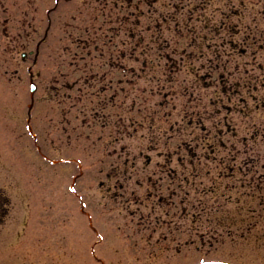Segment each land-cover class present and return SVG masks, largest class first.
<instances>
[{
    "label": "rangeland",
    "instance_id": "1",
    "mask_svg": "<svg viewBox=\"0 0 264 264\" xmlns=\"http://www.w3.org/2000/svg\"><path fill=\"white\" fill-rule=\"evenodd\" d=\"M104 2L111 8L101 9ZM121 3L117 17L136 8V34L143 37L131 51L134 41L127 30L120 33L127 39L121 60L135 62L128 71L131 84L125 63L109 73L84 32L100 10L112 15ZM132 3L0 0V188L11 182L4 189L8 201L16 208L24 204L26 215L18 243L0 239V264H264V235L234 233L225 219L228 207L240 211L245 203L264 214V0ZM49 18L54 25L37 60H23L21 53L35 49ZM28 66L33 75L39 72L32 97ZM103 71L120 78L118 97L109 100L106 90L95 96L92 85L104 86ZM73 79L72 140L66 147L45 134H52L51 112L68 106L64 86L53 94V84ZM225 80L231 83L227 102L223 91L213 92ZM6 114L19 116L20 130L36 115L40 159L36 142L3 141ZM55 133L64 136L62 124ZM6 159L9 177L1 172ZM190 166L213 180L209 205L201 202L198 220L186 221L184 232L162 226L169 239L159 241L158 232L153 239L143 223V198L149 204L161 200L158 194L192 174ZM20 177L23 184H16Z\"/></svg>",
    "mask_w": 264,
    "mask_h": 264
},
{
    "label": "flooded vegetation",
    "instance_id": "2",
    "mask_svg": "<svg viewBox=\"0 0 264 264\" xmlns=\"http://www.w3.org/2000/svg\"><path fill=\"white\" fill-rule=\"evenodd\" d=\"M123 1L127 3L130 2L131 5L134 4L132 3L133 0H123ZM57 2L58 0H56V3ZM56 5L57 4H55V6H53L51 10L47 11V15H49V17L51 12L55 10ZM121 5L124 4L121 3L120 7L117 8L118 9L117 12H114L112 15L109 12H105V11L103 12L102 10H100L99 13H101V15L98 16L97 13L95 15V18L91 19V21L89 22L88 24L89 26L87 25L84 28V32L85 33L87 32L86 35L88 34L90 39L95 43V46L93 47V52H95V54L99 52L98 59L102 61L103 65H107L109 68H111L109 73L113 74L112 70H114L116 65L122 66L123 62L125 63L126 65L125 68H127L124 69L125 80L129 81V83L131 84L135 81H132V78H130L131 74L128 71L130 72L132 71V68L135 67V62L131 61L130 58H123V60H121L120 57L124 51V48H122L121 45L126 43L127 39L121 38L120 33L127 30L130 40L134 41V44H132L130 40H128L129 44H132V46L130 45L131 51L132 49L137 50V45L142 43L143 37L141 36V34H136L137 28L139 29V25L135 23V21H137L136 19H138L139 17V15L135 14V11H137L136 8L135 10H133V14H131V12L129 14L123 13L122 14L123 18L120 19L117 17V15H118V11H120L121 9ZM113 6L117 7V5L115 4H113ZM100 7L101 9H107V10L111 8L108 2L107 3L104 2ZM126 22L129 24L128 25L129 28L128 26H120L121 24H124ZM52 24L53 21L51 18H49L48 26L46 30H48ZM33 28L34 30L37 29L35 27V23H33ZM42 41H44V39L42 40V38L39 37L35 43V48L40 46ZM104 46H108V47L104 48ZM37 57L38 55L34 56L33 58L34 61L37 60ZM26 58L27 57H25L24 59ZM124 60H129V61H124ZM70 63L72 64L73 62L70 61ZM143 64H146L145 58H143ZM103 72L106 73L107 76V72L106 71ZM29 75H30V79L31 78L34 79L39 75V72L35 71V74L33 75L31 70H29ZM75 81L76 79H73L71 81L68 80L61 85L53 84V88L55 89L51 91V93L53 92V94H56L59 88L64 86L66 91L63 92V96L66 98V103L68 104V106L63 107L54 112L52 111L51 112L52 116L47 118L48 124L52 128L51 130L52 134L51 136L49 134L48 135L45 134L46 140L51 139L50 140L51 142H66L65 144L66 147L69 146L70 144L69 142H71L72 140L70 125L72 122L73 98L69 90H71L73 87H76V85L73 84ZM225 82H224L225 83L224 86H222L224 88L216 87V89L213 92H216L217 89H219V92L221 93L223 89L225 94V101L227 102L230 97L228 95V90L231 87V83L228 84L227 80H225ZM103 84L104 86L102 88H100L95 84L92 85L96 97L100 98L99 94L102 92V90L103 91L106 90L107 92H109V100L113 99V97L116 96L117 93H118L117 97L119 96V93L121 91L120 78L117 81H115L113 76H107L106 81ZM85 86L88 88L89 84L88 85L85 84ZM77 88L80 89V86H77ZM82 96H83L82 94H79L78 98L82 99ZM159 101H161V99ZM158 103L160 104L161 102ZM262 103L264 104V100ZM6 115H7L6 117L7 122L4 123V127L2 128L3 141L4 142H36V151L34 150V152L35 154H37V158L40 159L39 157L40 154L38 155L37 148L39 150L40 142L42 141L40 140L41 134L39 130L35 131L36 115H34V119L31 118V116L27 117L25 121H28V124L22 123V126H24V128L21 130L19 123V116H17L16 118L13 117L11 114L9 115L6 114ZM18 115H22V114L18 113ZM32 119L33 122H30ZM8 120H13L15 122L9 124ZM61 124L63 125V129H65V134L62 137L60 136V134L57 135L55 133L57 128L58 129L60 128ZM259 142L261 141L259 140ZM5 161H6V163H4L6 165L5 170L1 172L3 175H6V177H9V172L11 171V167L8 165V160L6 159ZM193 161L194 159H191L190 163L192 164ZM255 161L259 162L261 160L256 159ZM262 164H264V160ZM258 166H260V164ZM37 168L39 167L37 166ZM195 169L196 166H194V169L192 166H190L189 170L192 172L191 175L189 176L184 175L185 179L177 181L176 182L177 186L175 188H171V191L163 193L164 195L158 194V198L160 196H163L161 200L159 198L157 202H153V203L151 202L149 204L148 200L146 198H143L147 202L146 203L147 207L144 206L146 214H142L144 221L143 223L147 226V229L153 231L152 235L150 232L148 236H153L154 239V234L158 232V236L160 235L161 237L160 239L158 238L159 241H162L163 239L165 241L166 239H169L170 236L167 233L162 232L163 229L162 228L158 229V227L164 226V228L169 233H172V231L176 229L184 232L185 229L183 227L186 223V219H188L189 217H193V218L195 217V220L198 219L199 206L201 202H205L206 204L208 203L207 198H205L204 200V197H202V193H205L206 195L211 190L215 191V188H214L213 180L210 177H208L207 174H198L197 173L198 170L196 172ZM21 172H23L22 165L19 166V171H17L15 174H17L18 176V174ZM205 177H208L206 181L204 180ZM20 179L22 181L16 184L19 183L23 184V177H20ZM189 179L194 180V184L193 182L190 184ZM198 179L199 182H197ZM10 183L11 182L8 181L5 185L7 186L9 185L10 187ZM261 183L264 185V180L263 181L261 180ZM6 187L2 186L0 188V239H2L5 242L10 241V243H16V242L18 243L19 238L22 237L21 230L24 229V218L26 217L24 204H21L20 208H16V206L14 207L13 204L8 201L10 197L4 190L6 189ZM203 187H207V189H204ZM200 190L202 191V193H200ZM191 194H193V196ZM262 202L264 204V198ZM245 204L246 205H244L243 207L241 206L240 211H236L234 208L231 207H228L227 210L225 211V217H226L225 219L228 221V225H229L228 230L230 228H234L235 226L234 233H241L243 231V235H250L252 237H258L259 235L263 236L264 230H260V232H256V230H259V227L261 228L262 226H264V218H261L262 216H264V214H261L260 211L259 212L253 210L252 212L249 211L250 208H252L253 206L249 205L248 203ZM172 208H176L178 214L174 213L172 211ZM190 209H192V211ZM262 212H264L263 207H262ZM15 216L20 217L19 219H17L18 223L17 222L12 223V219ZM137 228L139 229L140 226H138ZM231 233L232 232L230 230V234ZM230 234L228 232L229 236ZM9 237H12L10 238L11 240L9 239Z\"/></svg>",
    "mask_w": 264,
    "mask_h": 264
},
{
    "label": "snow or ice",
    "instance_id": "3",
    "mask_svg": "<svg viewBox=\"0 0 264 264\" xmlns=\"http://www.w3.org/2000/svg\"><path fill=\"white\" fill-rule=\"evenodd\" d=\"M201 264H220L218 261H202Z\"/></svg>",
    "mask_w": 264,
    "mask_h": 264
},
{
    "label": "water",
    "instance_id": "4",
    "mask_svg": "<svg viewBox=\"0 0 264 264\" xmlns=\"http://www.w3.org/2000/svg\"><path fill=\"white\" fill-rule=\"evenodd\" d=\"M24 55V54H23ZM35 89V86L32 84V88L31 90L33 91ZM220 264H224V263H220Z\"/></svg>",
    "mask_w": 264,
    "mask_h": 264
}]
</instances>
